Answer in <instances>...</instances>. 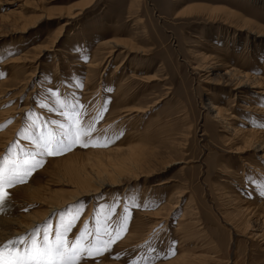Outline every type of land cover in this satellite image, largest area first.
I'll return each mask as SVG.
<instances>
[{"label": "rangeland", "instance_id": "rangeland-1", "mask_svg": "<svg viewBox=\"0 0 264 264\" xmlns=\"http://www.w3.org/2000/svg\"><path fill=\"white\" fill-rule=\"evenodd\" d=\"M230 71L264 78V0H0V169L40 159L0 216H44L14 238L70 224L113 237L80 264H264V143L239 132L264 130V83ZM73 122L107 146L32 150Z\"/></svg>", "mask_w": 264, "mask_h": 264}, {"label": "snow or ice", "instance_id": "snow-or-ice-1", "mask_svg": "<svg viewBox=\"0 0 264 264\" xmlns=\"http://www.w3.org/2000/svg\"><path fill=\"white\" fill-rule=\"evenodd\" d=\"M68 119L72 121V117ZM62 131L59 134L49 132L47 135L41 134L35 139V144L40 150L37 155L40 158L45 156H54L63 154L70 150L73 146H107L106 144L93 143L92 138L82 132L81 126L77 122L61 125ZM82 136L85 138L82 139ZM40 165V159L33 157V162H24V167L21 169L17 166L9 170L7 173L0 169V205L5 201V198L10 195L6 188L11 187L15 181L24 182V177L29 175ZM264 196V190L260 193ZM69 224L64 228V231H55L54 238L49 239L51 225H46L43 229L42 239L40 238L41 230L36 229L30 241L25 238H17L15 242L9 241L7 245L0 246V264H80L81 258L85 255L92 257L99 254L100 246H106L113 237H109L108 241L97 240L93 244L92 240L83 241L85 233L82 231L75 240L67 239ZM119 232L116 233V236Z\"/></svg>", "mask_w": 264, "mask_h": 264}, {"label": "bare ground", "instance_id": "bare-ground-1", "mask_svg": "<svg viewBox=\"0 0 264 264\" xmlns=\"http://www.w3.org/2000/svg\"><path fill=\"white\" fill-rule=\"evenodd\" d=\"M189 7V6H188ZM192 7V6H191ZM203 8V7H202ZM184 9V8H183ZM183 9L182 10H180L179 9V11L177 12V15L176 16H179L178 14L180 13L181 14V12H183V13H186L187 11H189L190 10V12H192V11H197V13H198V11L200 12V10H203V9H201V7L199 6H194V7H192V8H189L188 10H184L183 11ZM187 14H188V12H187ZM193 14V13H192ZM191 14V15H192ZM108 43V42H107ZM113 45H118V44H113ZM42 51V50H41ZM229 73V76H230V80H234V79H237V81L240 83V85L241 84H245V85H247L248 87H254V85H257V86H259V87H263L262 85H261V83H264V78L263 77H259V76H255V75H252V74H250V73H236V71H230V72H227L226 74H228ZM254 84V85H253ZM253 85V86H252ZM87 89V88H86ZM264 89V88H263ZM1 100L2 99H0V102H1ZM57 105V104H56ZM2 107V106H1ZM90 109V108H89ZM209 111H210V113H211V115L215 118V119H217V120H219V121H221V122H225L226 121V116H225V110L223 109V108H221V107H219V106H217L216 104H214V102H209V104H208V108H207ZM264 109V108H263ZM5 110V109H4ZM6 115V113H3V111L2 110H0V120L1 119H3L4 118V116ZM17 121V120H16ZM81 126V125H80ZM82 127V126H81ZM228 128H230V127H228ZM236 128V127H235ZM3 132V131H2ZM6 133H8V134H11V133H13L14 132V129H13V127H11V124L10 125H8V127H7V129H6V131H5ZM237 131H233V133H236ZM241 134H246V136H249V135H251L252 137H253V141H254V143H256V145L258 146V147H262L263 145V143H264V130H258V129H254V128H242L240 131H239ZM249 132V133H248ZM90 136V135H89ZM235 138H237V137H235ZM5 140L7 141L8 139L7 138H5ZM5 140L4 139H2L1 137H0V150L2 149V147H3V144L5 143ZM23 142V141H22ZM27 142H29V141H24L23 143L24 144H27ZM253 145V144H252ZM255 145V146H256ZM26 146H29V145H26ZM32 146V145H31ZM33 148H32V150H36L37 151V146L36 145H34V146H32ZM27 148H30V147H27ZM39 151V150H38ZM33 152V151H32ZM90 152V151H89ZM126 153V152H125ZM78 154V153H77ZM62 159V158H61ZM50 160V159H49ZM58 160V159H57ZM49 164V163H48ZM50 165V164H49ZM47 167V166H46ZM52 167V166H51ZM53 168V167H52ZM58 168V167H57ZM56 169V168H55ZM44 170H46L45 168H44ZM49 170V169H48ZM53 170V169H52ZM58 170V169H57ZM60 170V169H59ZM50 172V171H49ZM83 172L84 171H81V172H79L78 174H83ZM86 172V171H85ZM87 173V172H86ZM86 173H84L83 174V179H82V177L81 178H79L78 176V180L77 181H75L76 183H75V185H76V187L77 188H88L89 189V184H90V179H92L91 181H94L93 180V177L92 178H89L90 177V175H89V173H88V175H89V177L86 175ZM98 179H99V177H97ZM82 179V180H81ZM96 181V180H95ZM98 182V181H97ZM98 183H102L101 185H103V184H105V183H107V182H105V183H103V182H98ZM94 184V183H93ZM95 185V184H94ZM100 185V186H101ZM90 186H91V184H90ZM31 188V186H28V185H24V186H22L21 188H23V189H25V192L24 193H26L27 191H29V192H33L34 194L35 193H37L36 191H33V188ZM92 187V186H91ZM20 189V188H19ZM18 189V190H19ZM67 189V188H66ZM15 190H17V189H15ZM22 190V189H21ZM28 194V193H27ZM25 195V194H24ZM26 197H27V195H25ZM24 196V197H25ZM24 197L22 198L21 197V199L20 200H22V202H25V200H24ZM31 197H32V195H31ZM12 200L14 201L15 200V198H12ZM8 201V200H7ZM11 201V200H10ZM9 201V202H10ZM12 201V202H13ZM17 201H14V203H13V208L12 209H10L9 210V212L7 213V214H3L2 216H0V244H2V243H4V242H9V241H11V240H13L14 241V239L16 240V238H14V237H16V236H19L20 234H25V233H30V230L34 227V225H37L38 223H41L40 221H42V219L44 218V216L43 217H31V215L29 216V214L28 215H26V214H23V213H19L18 212V214L16 213V207L18 206V203H16ZM8 203V202H7ZM5 204V203H4ZM23 204V203H22ZM10 205V204H9ZM1 206V205H0ZM3 206V205H2ZM39 206V205H38ZM40 208V207H39ZM0 209H2V208H0ZM2 210H4V209H2ZM2 213L4 212V211H1ZM14 238V239H13ZM4 245H6L5 243H4Z\"/></svg>", "mask_w": 264, "mask_h": 264}]
</instances>
